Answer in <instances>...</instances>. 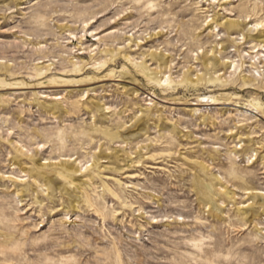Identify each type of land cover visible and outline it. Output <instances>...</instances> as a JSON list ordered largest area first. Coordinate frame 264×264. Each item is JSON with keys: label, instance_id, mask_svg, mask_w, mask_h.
Masks as SVG:
<instances>
[{"label": "rangeland", "instance_id": "rangeland-1", "mask_svg": "<svg viewBox=\"0 0 264 264\" xmlns=\"http://www.w3.org/2000/svg\"><path fill=\"white\" fill-rule=\"evenodd\" d=\"M260 21L0 0V264H264Z\"/></svg>", "mask_w": 264, "mask_h": 264}, {"label": "bare ground", "instance_id": "bare-ground-1", "mask_svg": "<svg viewBox=\"0 0 264 264\" xmlns=\"http://www.w3.org/2000/svg\"><path fill=\"white\" fill-rule=\"evenodd\" d=\"M231 23H233L232 25H234V24H239V22H238V20H236V21H232ZM262 23H264V21H260V22H256V23H253V27H255L256 29H259V28H261L262 26Z\"/></svg>", "mask_w": 264, "mask_h": 264}]
</instances>
